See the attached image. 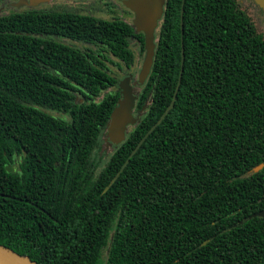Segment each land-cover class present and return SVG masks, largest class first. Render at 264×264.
Wrapping results in <instances>:
<instances>
[{"label":"trees","instance_id":"trees-1","mask_svg":"<svg viewBox=\"0 0 264 264\" xmlns=\"http://www.w3.org/2000/svg\"><path fill=\"white\" fill-rule=\"evenodd\" d=\"M181 3L165 0L139 120L108 151V63L128 74L143 33L67 7L0 14V245L36 264H264V217L248 218L264 209V35L240 0H184L182 27ZM181 42L173 108L104 191L168 106Z\"/></svg>","mask_w":264,"mask_h":264},{"label":"water","instance_id":"water-1","mask_svg":"<svg viewBox=\"0 0 264 264\" xmlns=\"http://www.w3.org/2000/svg\"><path fill=\"white\" fill-rule=\"evenodd\" d=\"M41 1L42 0H19L18 2L14 3V6H35ZM183 1L184 0H182L180 10V27H182ZM253 2L264 12V0H253ZM123 4L127 9H129L133 13L131 24L133 25L135 31L143 33L144 55L137 75V79L133 83H130L131 75H128L118 82L120 98L117 100L115 107L111 111L109 120L107 121L105 128L109 141L115 145H118L125 139V135L128 132L129 127L134 125L139 120V118L133 114V108L135 106V100L137 99L139 89L148 77L153 63L156 31L159 25V21L161 20V17L163 15L165 0H123ZM183 61V45L181 42L180 71L172 98L168 106L158 118V120L148 129L144 136L139 140V142L129 154L128 158L123 162L120 169L116 172V174L110 180L108 185L104 188V191H106L114 183V181L118 178V176L128 163L129 159L132 157V155L138 150V148L145 141L147 136L155 129V127L161 123V121L168 114L170 109L173 108L181 81ZM135 87L138 88L137 91H135ZM262 166L263 164L258 165L254 168V171H257ZM256 216L264 217V209L252 213L248 218ZM0 264L36 263L31 261L28 257L20 255L7 247L0 245Z\"/></svg>","mask_w":264,"mask_h":264},{"label":"rangeland","instance_id":"rangeland-1","mask_svg":"<svg viewBox=\"0 0 264 264\" xmlns=\"http://www.w3.org/2000/svg\"><path fill=\"white\" fill-rule=\"evenodd\" d=\"M17 0H11L10 3L4 4V8L0 11V14L8 13L10 11H22L24 9L23 6L19 8H15L13 5ZM55 3L61 4L67 8H73L74 6H80L79 10L82 11V13H87L86 9H91L90 14L103 18V19H112L113 17H120L125 19L128 22H131L133 15L130 12H127L123 5L116 3L113 7V9H105V10H98L97 8L100 6L99 4L105 3L106 0H54ZM1 6V4H0ZM240 7L242 10L246 11L248 15L251 17L252 21L254 22L256 29L258 32L262 33L264 35V12L257 7L253 0H240ZM77 46L83 47L84 45L80 43H76ZM132 50L135 53V62L134 65L129 69L128 74H131L132 79L136 80L137 75L142 63L143 55L144 53L140 54L139 52V46L135 43H132L131 45ZM108 66L112 70V75H114L118 82L123 79L124 76L128 74H123L122 69H117L115 65H111L108 63ZM108 155L105 157L107 158ZM105 159L101 162V164H104Z\"/></svg>","mask_w":264,"mask_h":264},{"label":"flooded vegetation","instance_id":"flooded-vegetation-1","mask_svg":"<svg viewBox=\"0 0 264 264\" xmlns=\"http://www.w3.org/2000/svg\"><path fill=\"white\" fill-rule=\"evenodd\" d=\"M19 0H17V2H18ZM11 2V0H6V1H1L0 2V4H1V6H0V11L4 8V4H7V3H10ZM16 3V2H15ZM116 3H119V4H121V5H123L124 6V4H123V0H106V2L105 3H102V4H99L100 6L97 8L98 10H105V9H109V10H111V9H113V7H115L114 5H116ZM14 5V4H13ZM117 6V5H116ZM257 6V5H256ZM23 7H24V9L23 10H27V9H41V10H53V9H59V8H61V7H65V6H63V5H61V4H57V3H55L54 2V0H42L40 3H38L37 5H35V6H29V5H23ZM79 7L80 6H74L73 8H70V9H72V10H74V11H76V12H80V13H82V11H80L79 10ZM125 7V6H124ZM258 7V6H257ZM15 8H19V7H16L15 6ZM90 8H92V7H90ZM86 9V11H88L87 13H83V14H89V15H92V14H90V12H91V9ZM126 8V7H125ZM127 12H130V13H132L129 9H125ZM132 15H133V13H132ZM92 16H94V15H92ZM96 17V16H95ZM99 18V17H98ZM128 75H131V74H128ZM128 75H126V76H128ZM126 76H124V77H126ZM123 77V78H124ZM135 80H133L132 79V76H131V78H130V83H133ZM137 87H135V91H137ZM133 110H134V108H133ZM102 146H103V148H106V150L108 151V150H110V149H112V147H113V144L109 141V138L107 137V134L105 133V134H103V144H102ZM15 169H17V165L16 164H14L13 165V170H15Z\"/></svg>","mask_w":264,"mask_h":264}]
</instances>
